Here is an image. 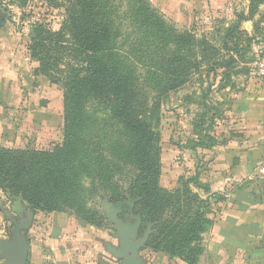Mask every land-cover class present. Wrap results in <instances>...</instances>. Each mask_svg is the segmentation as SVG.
Listing matches in <instances>:
<instances>
[{"label":"trees","instance_id":"16d2710c","mask_svg":"<svg viewBox=\"0 0 264 264\" xmlns=\"http://www.w3.org/2000/svg\"><path fill=\"white\" fill-rule=\"evenodd\" d=\"M60 1L61 28L35 24L28 52L37 74L62 84L63 141L48 151L0 145V192L33 213H74L93 227L88 206L105 197L123 222L155 225L147 248L197 264L202 236L213 227L212 203L186 182L175 192L159 186L161 106L198 77L207 85L199 102L207 109L212 83L225 89L237 66L251 61L250 39L239 31L250 16L197 38L147 0Z\"/></svg>","mask_w":264,"mask_h":264},{"label":"rangeland","instance_id":"374dc122","mask_svg":"<svg viewBox=\"0 0 264 264\" xmlns=\"http://www.w3.org/2000/svg\"><path fill=\"white\" fill-rule=\"evenodd\" d=\"M147 1L151 4L149 0ZM251 1L217 0L213 2L212 6L208 7L202 16L196 13L197 9H193L194 15L190 18L188 26L173 23L159 9L152 4L151 6L163 15L175 29L183 32L190 31L197 38L202 35H213L216 32L223 34L226 29L238 22L239 17L250 16L249 21L243 22V26L247 30L245 28L241 29L242 25H240L239 31L243 32L244 37H249L248 53L251 54L254 43L259 38L264 37V0L259 2L254 0L255 6L252 9V14H249ZM65 10L66 4L60 0H57L54 4L49 3L47 0L0 1V13L7 14L0 28V145L2 146L48 151L60 145L63 141L62 84L37 74L38 63L31 60L28 46L35 24L45 25L56 32L61 28V24L65 19ZM213 40L218 45V42L215 39ZM192 81L180 91L169 95L161 106L159 186L167 191L175 192L182 183L186 182L191 194L204 201L208 197L204 196L205 192L202 187H196L192 182L197 175L185 177L183 174L178 175L177 172L173 177V183L176 182L175 186L172 189L164 187L168 181V174L166 173L168 161L163 158V154L165 155L167 149H171V145L177 146L181 137L186 136L184 134L186 126L201 124V115L205 111L210 114V97L203 102L207 109L203 106L204 104H199L201 102V90L206 89V83H200L198 77L193 78ZM216 83H212V90L218 88V79ZM218 95H224V90L223 92L219 90ZM208 114L205 116L206 119L204 118L203 131L208 130ZM186 131L189 133L190 128ZM197 134L203 137L201 132ZM177 162V159L174 158L169 161L170 165ZM176 169H178L177 166ZM202 194L204 195L202 196ZM103 200L109 203L107 198L101 197L95 201L96 206L94 204L88 206L95 215L94 220H90V223L95 227L87 225L81 218L74 216V213L71 215L82 223L85 229L92 232L96 231L95 235H92L93 240L97 239V245L100 249L95 257L92 254V259L94 258L96 263L98 259L105 261V258L113 262L112 258L105 252L102 244L110 243L114 246L117 244V241L113 238L115 234L112 229L113 224L107 220L100 206ZM197 203L199 205V202L195 201V210L199 209ZM221 208L219 205H211L209 216L213 220H219ZM8 214L11 218H17V216L21 218L25 211L19 199L8 197L0 192V240H9L14 229ZM118 218L121 219L119 214ZM148 225H152V234L155 225ZM148 225H141L138 228L139 237L143 235ZM229 228L227 223H215L212 234ZM215 240H220V237ZM215 240L209 234L202 236L201 246L205 247V252L202 253L203 256L201 255L200 262L197 264L226 263L225 259H216L215 256L212 257L209 254ZM146 245L141 250V256L145 264H184L176 258L172 259L163 253H156L147 248ZM238 258L241 260L242 257L239 256ZM0 262H2L1 258ZM238 264H241L240 261Z\"/></svg>","mask_w":264,"mask_h":264},{"label":"crops","instance_id":"0c3cea01","mask_svg":"<svg viewBox=\"0 0 264 264\" xmlns=\"http://www.w3.org/2000/svg\"><path fill=\"white\" fill-rule=\"evenodd\" d=\"M149 1L173 23L188 26L193 9L202 16L217 0ZM243 68L249 72H243ZM235 72L230 84L221 90L224 95L219 96L216 88L210 95L208 130L203 131L204 124L200 123L186 126V136L163 154L168 161L164 187L175 186L173 177L177 172L185 177L197 175L199 187L208 188V192L203 189L202 196L208 197L212 206L222 207L220 221L210 217L213 227L215 223L230 227L215 234L212 227L205 234L214 240L220 237L209 254L225 259V264H264V81L252 77L247 64H239ZM171 158L178 162L170 165ZM215 196L223 200L217 201ZM22 206L26 213L28 210ZM95 233L69 214L34 213L26 231L30 243L28 263L99 264V259L97 263L92 259V254L95 257L100 252L97 239L92 238Z\"/></svg>","mask_w":264,"mask_h":264},{"label":"water","instance_id":"95a60500","mask_svg":"<svg viewBox=\"0 0 264 264\" xmlns=\"http://www.w3.org/2000/svg\"><path fill=\"white\" fill-rule=\"evenodd\" d=\"M6 16L7 14L0 13V28ZM100 206L107 220L113 224L112 229L115 231L113 238L117 244L115 246L110 243L102 244L113 262L99 260V264H145L141 250L151 235L152 225H148L146 231L139 237L138 228L119 219L112 204L103 200ZM8 217L14 229L9 240H0V258L4 264H28L30 243L24 232L30 229L34 213L28 210L21 218H11L9 214Z\"/></svg>","mask_w":264,"mask_h":264},{"label":"built area","instance_id":"2783aa9c","mask_svg":"<svg viewBox=\"0 0 264 264\" xmlns=\"http://www.w3.org/2000/svg\"><path fill=\"white\" fill-rule=\"evenodd\" d=\"M250 57H251V61L248 64L250 75L255 79L264 81V37L259 38L254 43ZM263 139H264V121H263ZM263 149H264V141H263ZM261 173H264V166L261 169Z\"/></svg>","mask_w":264,"mask_h":264}]
</instances>
